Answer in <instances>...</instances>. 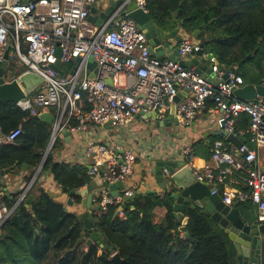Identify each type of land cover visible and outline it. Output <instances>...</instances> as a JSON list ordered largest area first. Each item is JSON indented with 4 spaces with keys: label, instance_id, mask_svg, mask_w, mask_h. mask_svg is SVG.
<instances>
[{
    "label": "built area",
    "instance_id": "built-area-1",
    "mask_svg": "<svg viewBox=\"0 0 264 264\" xmlns=\"http://www.w3.org/2000/svg\"><path fill=\"white\" fill-rule=\"evenodd\" d=\"M128 1L148 13L146 0ZM96 3L97 0H0V66L6 62L7 81L26 72H34L44 80L39 91L16 104L31 117L44 112L54 117L50 142L38 170L42 171L65 130L85 131L89 124L127 126L141 111L156 112L164 118L174 98L183 92L177 109L178 125L189 127L207 111L216 117L219 133L211 160L193 169L196 180L210 185L212 194L220 195L226 205L250 204L255 209L256 222L264 224V152L260 153L264 150V100H238L233 86L243 85V79L234 74H229V82L215 85L182 67L180 61L193 49H200L199 43L189 37L179 44V61L156 59L149 51L145 34L123 13L124 5L104 25H92L89 16ZM10 41L14 51L5 61ZM90 58L98 67L94 77L88 68ZM77 59H81L79 63ZM71 61L76 62L74 71L60 75L54 68L58 62ZM213 72L224 75L218 66L213 67ZM122 76L126 78L123 83ZM107 79L113 86L106 83ZM242 114L250 117V125L238 130ZM221 130L244 138L236 153L227 148ZM21 134V126L6 134L0 128V146L14 143ZM87 152L94 157L88 171L91 182L99 178L109 185L125 183L134 172L136 155L119 145L91 144ZM36 179L37 175L21 201L26 200ZM133 194L124 190L112 196L108 189L101 188L96 197L99 214L109 206H121ZM11 213L5 208L0 210V229Z\"/></svg>",
    "mask_w": 264,
    "mask_h": 264
},
{
    "label": "trees",
    "instance_id": "trees-1",
    "mask_svg": "<svg viewBox=\"0 0 264 264\" xmlns=\"http://www.w3.org/2000/svg\"><path fill=\"white\" fill-rule=\"evenodd\" d=\"M146 1L154 21L169 29L174 28L171 14L178 15L179 22L185 21L184 29L188 33L209 26L207 51L220 64L236 66L237 74L243 75L245 83L264 80V0ZM255 51H258L255 58L246 61ZM73 123L76 125V121ZM249 125L250 117L242 114L237 129L243 130ZM20 126L22 134L18 139L0 146V168L11 169L14 174L22 165H28L32 171L40 166L52 132V124L31 117L15 102L0 103L2 132L6 134ZM226 144L231 143L226 141ZM56 149L57 144L43 164L42 173L49 172L53 181L68 193L76 192L72 199L80 206L83 198L77 193L91 183L88 169L57 162ZM192 155L210 160L212 154L210 147L201 142L194 145ZM29 196L34 197L36 216L26 209L24 201L6 220L2 231L8 237L0 236V264H114L115 253L125 260L124 264H238L229 236L199 210L186 209L189 238L183 237L179 231L181 222L174 216V200L168 193L137 196L123 211L124 216L118 214L120 206L112 205L95 217L96 229L112 252L96 243L76 247L83 226L80 214L66 211L67 205L52 198L38 181ZM13 206L14 202L6 201L7 209ZM236 206L246 219L256 222L255 209L250 204ZM158 208L166 210L159 220ZM260 264H264V240Z\"/></svg>",
    "mask_w": 264,
    "mask_h": 264
},
{
    "label": "water",
    "instance_id": "water-1",
    "mask_svg": "<svg viewBox=\"0 0 264 264\" xmlns=\"http://www.w3.org/2000/svg\"><path fill=\"white\" fill-rule=\"evenodd\" d=\"M122 2L123 0H117L101 15H97L95 6L92 7L89 21L101 25L118 7L124 5ZM128 3L131 4L127 6ZM126 6L127 9L124 14L137 23L149 42L150 53L159 61L166 59L179 61V44L186 36L198 42L200 49L197 51L193 49L185 60L180 61L182 67L194 70L209 83L215 85L221 82H229V74L236 73V66L225 68L224 65L220 64L213 53L207 51L209 40L206 36V32L209 26H205L203 30L196 29L188 33L184 29L185 21L179 22V16L171 14V22L174 28L169 29L166 25L157 24L149 13L138 9L135 2L128 1L126 5H124V8H126ZM181 7H183V4H181ZM194 16H196V12H194ZM212 23L213 21L210 22V24ZM225 40H227L226 37ZM218 41L222 40L219 39ZM13 51L14 47L10 41L5 54V61L8 60L9 54ZM257 52L258 51H255L253 54L247 56L246 61L253 60ZM57 54L60 57L61 50H58ZM212 59H214V61H212ZM80 60L81 59H77L76 62L79 63ZM76 62L71 61L67 64L58 62L54 68L60 75H63L65 72L74 71L76 69ZM214 66L225 68L223 70L224 75L219 78H214ZM6 67V62L0 66V103H17L26 96L33 94L35 91H39L40 86L44 83L43 78L34 72L23 73L17 76L15 80L13 79L8 82ZM88 68L93 71L91 77H94V75L98 73L97 64L92 58L89 60ZM106 83L109 86H113L111 79H107ZM233 93L240 101L264 100V81L260 84L248 83L243 86H233ZM180 102L181 95L179 94L171 103L170 115L165 120H160L156 112L141 111L136 117H148L156 123L157 127H172L173 124L177 126V106ZM39 118L49 124H53L54 121V117L50 112L42 113ZM104 127L112 129L110 123ZM63 133L65 135H71L70 131L65 130ZM220 133L227 142L235 144L238 148L245 142L244 138H238L233 134H228L224 130H221ZM218 135L219 133L217 132V136ZM24 167H26V165H24ZM9 173L10 169L0 168V188L2 189L0 192V202L4 196H8L3 190L6 187L5 178ZM154 179L164 192L171 194L174 200V216L181 222L179 231L182 233L183 237L189 238V233L187 232L189 217L185 216V208L188 206L189 209L199 210L202 214L209 216L221 230L225 231L234 244V248L237 252L238 264H260L262 258L264 224H258L257 222L246 219L236 205L229 206L224 204L220 195L212 194L213 189L210 185L196 180L190 165L183 166V163L178 160H157L154 164ZM101 187L108 189L112 196H118L121 191L125 190V184L122 181L109 185L108 183L102 182L99 178H96L83 190V192L88 194L86 198L82 199L81 203V209H85V211L80 214V220L83 226L76 247L82 242H85L87 247L96 243L100 248H105L112 252V249L107 245L105 239L101 237L96 229L97 221L95 220V213L100 211V206L93 207V198L95 192L100 190ZM63 190L66 193L68 192L66 188H63ZM75 194L76 192L70 193L71 196ZM149 194H156V192L145 190L144 187H140L120 206L118 214L123 212L130 203H133L137 196ZM33 202V196H29L26 199V204L29 205L30 209L33 206ZM72 205L73 202L70 199L68 201V206ZM0 236L4 238L8 237L3 234L2 229H0ZM112 262L114 264H124L125 260L121 259L119 254L115 253L112 256Z\"/></svg>",
    "mask_w": 264,
    "mask_h": 264
},
{
    "label": "crops",
    "instance_id": "crops-1",
    "mask_svg": "<svg viewBox=\"0 0 264 264\" xmlns=\"http://www.w3.org/2000/svg\"><path fill=\"white\" fill-rule=\"evenodd\" d=\"M21 1L28 2L30 0ZM116 1L117 0H97L95 5L97 15L103 14L111 6V4ZM127 2L128 0H123L122 3L125 5ZM130 4L131 3H128L127 6ZM127 6L123 9V13L126 11ZM119 8H121V6L118 7L114 12H116ZM109 17L101 25L92 21H90V23L96 27H99L104 25ZM225 68L228 67L225 66ZM224 69L220 67L221 71ZM234 75L242 78L244 81L243 75L237 74V70ZM221 76L222 75L215 74L213 77L219 78ZM125 79V76H122L121 82L123 83ZM245 84L248 83L243 82V85ZM180 95L182 101L185 94L181 92ZM169 115L170 109L168 114L164 118H160V120H165ZM217 138L216 117L207 111L195 119L191 126L186 128H182L179 125L176 126L175 124H173L172 127H157L156 123L148 117H135L134 120L127 126L112 127V129H107L105 127H97L89 124L85 131L71 132L70 136L62 133L56 142L57 149L55 150V159L57 162L83 165L89 171L94 162L93 155H89L87 152L88 147L91 144H105L110 147L119 145L125 150L132 151L137 158L133 174L124 183L125 190L136 192V190H138L140 187H144L145 190L154 191L157 195L164 196L167 193L162 190L160 185H158L154 179L155 162L161 159H174L183 163V166L190 165L192 169L202 168L206 162L211 160V158L210 160H205L200 157H194V155H192L194 145L203 142L208 147H210V152L212 154L213 145ZM227 148L231 153H236L235 144H227ZM36 175V181L41 184V187H43L56 201L63 202L65 205H67V210L75 211L78 214H82L85 211V209H81V205L76 206L74 204L70 193L64 192V190L53 181L49 172L42 173V171H39L38 168L32 171L28 165H26V167L22 165L17 174H14V171L10 169L9 175L5 178L6 187L3 190L4 193L8 194V196H4V198L1 200L0 210L5 208L10 213H13L19 207V205L25 201L26 209L31 211L34 216L35 213L33 211V206L30 209L29 205L26 204V200L21 201V195ZM29 176L31 177L30 181L27 180ZM85 188L86 187L77 193L81 195L82 198H86L88 194L83 192ZM1 190L2 189L0 188V192ZM98 192L99 190L94 194L93 207L98 206L96 202ZM28 196L29 193L27 198ZM70 199L73 202L72 206H68V201ZM6 201L14 202V206L11 209H7ZM187 208L189 207L186 206L185 211ZM12 213L9 215V217L12 215ZM165 213L166 210L163 208L156 209L157 220L164 217ZM4 214L6 215V213ZM98 215H100L99 212H96L95 217ZM81 245L86 247L85 242H82L79 246Z\"/></svg>",
    "mask_w": 264,
    "mask_h": 264
},
{
    "label": "rangeland",
    "instance_id": "rangeland-1",
    "mask_svg": "<svg viewBox=\"0 0 264 264\" xmlns=\"http://www.w3.org/2000/svg\"><path fill=\"white\" fill-rule=\"evenodd\" d=\"M263 152H264V150H261V151H260V153H263ZM252 217H254V218H255V216H254V215H252Z\"/></svg>",
    "mask_w": 264,
    "mask_h": 264
},
{
    "label": "flooded vegetation",
    "instance_id": "flooded-vegetation-1",
    "mask_svg": "<svg viewBox=\"0 0 264 264\" xmlns=\"http://www.w3.org/2000/svg\"><path fill=\"white\" fill-rule=\"evenodd\" d=\"M263 240H264V235H263Z\"/></svg>",
    "mask_w": 264,
    "mask_h": 264
}]
</instances>
